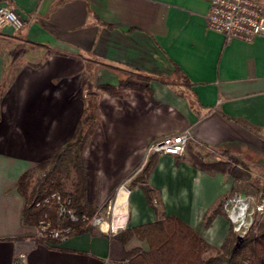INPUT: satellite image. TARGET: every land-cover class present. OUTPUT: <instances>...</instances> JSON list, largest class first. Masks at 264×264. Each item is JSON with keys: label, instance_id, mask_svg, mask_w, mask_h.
I'll list each match as a JSON object with an SVG mask.
<instances>
[{"label": "crops", "instance_id": "0c3cea01", "mask_svg": "<svg viewBox=\"0 0 264 264\" xmlns=\"http://www.w3.org/2000/svg\"><path fill=\"white\" fill-rule=\"evenodd\" d=\"M3 5L23 25H0V264H126L125 251L148 246L136 237L122 244L115 235L162 214L177 216L219 248L230 221L222 204L207 225L206 214L243 182L193 165L195 153L216 160L189 145L230 154L249 171L264 161V36L246 42L211 30L209 0ZM89 89L98 96L83 149L87 199L98 206L115 190L114 215L123 227L44 241L22 222L17 182L73 138ZM187 128L191 160L147 154L152 141ZM143 158L151 163L140 183ZM140 184L154 190L153 207Z\"/></svg>", "mask_w": 264, "mask_h": 264}, {"label": "trees", "instance_id": "16d2710c", "mask_svg": "<svg viewBox=\"0 0 264 264\" xmlns=\"http://www.w3.org/2000/svg\"><path fill=\"white\" fill-rule=\"evenodd\" d=\"M115 69L123 73L121 68L115 67ZM144 77L142 76V79H145ZM182 79L186 85L189 84L185 76L182 75ZM83 83L87 87L90 86L86 80ZM139 88H145L147 95L152 96L144 82ZM97 96L95 91L89 89L87 92L83 115L73 138L36 165L35 168L39 173L35 177L32 171H26L19 177L17 190L24 198L22 209L24 224L36 225L42 210L35 209L34 204L53 191L70 196V206L78 216L85 214L90 217L95 213L97 207L87 199L83 149L88 132L96 118ZM191 159L193 165L203 170L227 173L236 180L246 179L248 176L246 168L243 165L242 168L239 167L238 160L233 156L228 160L202 161L200 155L195 153ZM150 163L147 161L136 176V180L140 183L144 182ZM66 178L70 180L68 190L65 189L64 184ZM140 187L147 203L153 207L154 190L147 184H140ZM221 204L222 200L207 212L205 225L219 211ZM71 225L74 229L70 236L92 229L91 225L81 219ZM260 227L258 232H254L251 226L243 235L235 233L231 227L219 248H213L183 220L175 215L162 214L154 221L125 228L115 237L122 244L136 237L140 241H145L148 246L147 249L136 246L125 251L126 264H261V258L264 256V222Z\"/></svg>", "mask_w": 264, "mask_h": 264}, {"label": "built area", "instance_id": "2783aa9c", "mask_svg": "<svg viewBox=\"0 0 264 264\" xmlns=\"http://www.w3.org/2000/svg\"><path fill=\"white\" fill-rule=\"evenodd\" d=\"M4 24L18 29L23 25V20L14 9L3 5L0 6V25ZM207 26L227 39L237 38L249 42L256 36H264V7L255 0H209ZM193 139L188 128L165 135L148 145L147 154L180 155ZM215 158L221 160L217 153ZM34 208L42 210L35 231L37 237L44 241H65L74 229L71 224L79 219L108 234H115L123 227L114 211H111L109 219L99 211L90 217L85 214L78 216L70 206V196L58 191L37 200ZM222 210L234 232L243 235L253 223L254 215L264 211V197L254 199L252 195L234 191L225 196Z\"/></svg>", "mask_w": 264, "mask_h": 264}, {"label": "rangeland", "instance_id": "374dc122", "mask_svg": "<svg viewBox=\"0 0 264 264\" xmlns=\"http://www.w3.org/2000/svg\"><path fill=\"white\" fill-rule=\"evenodd\" d=\"M189 146H194V151L197 152L198 150L202 153V155H205L208 159H212V160H217L215 158V154H211V151L207 150V149H199L200 146L195 145V144H190ZM188 149L189 147H187L185 149V151L178 156L179 158H186V159H190L189 154H188ZM152 154V153H151ZM221 156L222 160H228V158H230V154H224V153H217ZM178 157L176 156L175 158L178 159ZM251 159H253V161H255L254 157H251ZM191 160V159H190ZM145 159H142V162L145 163ZM253 168L252 171H249L248 169V176H246V179H241V181L243 183H240L239 186L236 188V191L238 192H243L246 193L248 195H252L254 197V199L260 198V197H264V193H262L264 191V171H262L260 168H262V166L264 165V161L263 162H255L253 164ZM242 168V166H240ZM251 170V169H250ZM31 173H33V176L35 177L39 171L34 168ZM64 184H65V189L68 190L70 187V180L68 178H66L64 180ZM261 188H263V191H261ZM115 195V190L112 191V193L108 194L107 197L104 198V201L97 205H94L97 207L95 213L97 211L103 213L107 219L110 218L111 216V211L113 212V197ZM93 205V204H92ZM264 222V211L258 214L254 215V219H253V223L251 224L252 229L254 232H258L259 229H261L260 224ZM250 226V227H251ZM94 227V226H92Z\"/></svg>", "mask_w": 264, "mask_h": 264}, {"label": "bare ground", "instance_id": "6f19581e", "mask_svg": "<svg viewBox=\"0 0 264 264\" xmlns=\"http://www.w3.org/2000/svg\"><path fill=\"white\" fill-rule=\"evenodd\" d=\"M120 215H121V214H120ZM120 215H119V216H120Z\"/></svg>", "mask_w": 264, "mask_h": 264}]
</instances>
